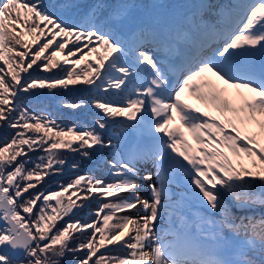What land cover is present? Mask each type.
<instances>
[{
  "label": "snow or ice",
  "instance_id": "6c2138e0",
  "mask_svg": "<svg viewBox=\"0 0 264 264\" xmlns=\"http://www.w3.org/2000/svg\"><path fill=\"white\" fill-rule=\"evenodd\" d=\"M136 7L119 0H53L49 7L0 0V61L6 67H0V130H13L0 142V264H61L68 253L73 254L71 264H264V213L248 212L264 208V61L258 70L242 63L257 51L264 57V0L200 3L182 22L168 13L155 21L142 20L141 38L179 58L180 75L174 84L150 52L133 49L129 61L125 45L115 38ZM241 8L239 23H224L225 16ZM45 30L51 39L41 44ZM58 36L68 39L57 41ZM73 38L77 44L81 38L88 42V51L71 61L84 63L87 71L64 69V77L24 79L33 65L44 71L57 68V52L63 53ZM54 42L56 50L44 57ZM32 45L38 48L28 60ZM74 55L70 48L63 63ZM42 57L47 63L37 64ZM86 57H94V62ZM78 83L89 86L85 91L111 92L114 97L93 96L89 101L81 96L64 105L77 109L90 103L96 110L91 126L61 125L17 103L21 92ZM118 118L146 127L153 147L103 160L111 180L81 175L60 185V191H30L68 164L58 150L89 158L88 149L111 146L101 132ZM37 149L44 155L32 160L28 154ZM177 156L190 168L179 164ZM141 160L155 165V182L150 174H139L136 163ZM176 165L189 182L187 195L198 200L206 214L186 212L187 196L175 198L171 185L181 182ZM71 167L78 165L73 162ZM82 182L86 189L77 196L75 189ZM142 187L149 190V199L141 198ZM96 196L101 198L96 216L103 214L102 226L65 219L74 208L86 206L77 200ZM126 211L137 215H117ZM158 220H166L163 234L156 231ZM76 234L86 239L69 247ZM109 246L126 252L110 255Z\"/></svg>",
  "mask_w": 264,
  "mask_h": 264
},
{
  "label": "rangeland",
  "instance_id": "374dc122",
  "mask_svg": "<svg viewBox=\"0 0 264 264\" xmlns=\"http://www.w3.org/2000/svg\"><path fill=\"white\" fill-rule=\"evenodd\" d=\"M29 2H35L34 0H29ZM46 31V30H45ZM51 38V34H49L48 36H47V38H44V39H41V41H40V43L42 44V43H44V42H46L48 39H50ZM57 39V41H61L62 42V40L63 39H68V38H62V37H57L56 38ZM88 42H87V40L86 39H84V38H81V40H80V42H79V44H77V42L75 41V39L73 38L72 39V41L68 44V45H66V47H65V50H64V52L63 53H59V52H57V54L59 55V57L61 58V61H62V64L63 65H68V67H70L71 65H73L72 63H71V61H73V60H79V59H76V54L74 55V56H70V57H68V60H69V63L68 64H65V63H63V61H64V57L65 56H67V53H68V50L71 48L72 50H75L77 47L79 48V51L78 52H80V53H82L83 55H84V53H86L87 51H88V48H86V47H84V45L85 44H87ZM53 46V48H55V42H54V44L52 45ZM92 46H95V44H93V45H90L89 47H92ZM17 47V50L18 51H24V49H22V48H20L19 46H16ZM37 48H38V45H32L31 47H30V49H29V56L27 57V59L28 60H31V54H32V52H34L35 50H37ZM48 50L49 49H47L46 51H45V53L43 54V56L44 57H47V56H50L51 55V53H49L48 52ZM53 50V49H52ZM55 50H56V48H55ZM54 50V51H55ZM92 58V60L94 61V57H91ZM43 63H47V61L46 60H44L43 59V57H42V59L40 60V61H37V64H43ZM0 67H5L4 65H3V62L2 61H0ZM31 70H34L35 71V73H33V74H29V72L31 71ZM5 71H6V67H5ZM55 70L54 69H52V70H50V71H44L43 70V68L42 67H36V65H33V68L32 69H29V72L28 73H24L23 74V76L24 77H27V79H30V78H44V77H42V76H40V75H38V73H40V72H44V73H53ZM53 77V76H52ZM89 87V86H88ZM37 89H39V88H37ZM34 90H36V89H34ZM61 91H66V89H62ZM67 92V91H66ZM21 93H24V92H21ZM90 93H94L95 95H97V96H102V95H104V94H109L111 97H113V94L111 93V92H109V93H104V92H100V93H97L96 92V90L95 89H91V91H90ZM24 100V102H25V105H26V108H28V109H30V108H32V107H36V108H40L43 104L41 103V102H36V101H34V100H32V99H29V98H24L23 99ZM79 99H72V100H70V99H67L66 100V102H72V101H78ZM17 103H18V105H19V101H17ZM66 103H63L62 104V106L61 107H65L64 105H65ZM48 107H50L49 105H48ZM52 116H54L55 118L57 117V115L55 114V113H52ZM84 118H86L85 116L83 117V119H81V120H78V119H73L74 121H76V122H78L79 124H81V125H89L85 120H84ZM122 120H125V121H127L126 119H123L122 118ZM6 131H7V134H12L13 133V131L11 130V129H5ZM132 131H128V132H126L125 133V135H132ZM107 139L108 138H104V141H107ZM65 150H67V149H61V150H59V151H61V152H64ZM40 152V150L39 149H37L36 151H33V152H29V157H32V156H34L36 153H39ZM76 155H77V157H75V158H79V156H82L81 154H80V152H74ZM75 158H72L71 159V161H70V164H68V166L66 167L67 169H69V168H72L71 167V164L73 163V162H75ZM116 159H119V158H116ZM79 166V165H78ZM64 170V167L62 168V171ZM60 172L59 174H54V175H52V176H50V177H47V178H45V180L41 183V184H39L38 186H37V188L36 189H33V190H30V191H32V192H43L44 194H47V191H60L61 190V188L60 187H58V188H54V186H50L53 182L52 181H54L55 179H56V177H59V176H61V175H63V172ZM108 174H109V168H108ZM81 175H83L84 176V174L83 173H78V174H76L75 176H74V179H75V177H77V176H81ZM66 185V184H65ZM45 188H47L45 191H43ZM85 187H82V185L81 186H79V187H77L76 189H75V191H76V194H77V196H82L83 194H84V191H85ZM73 190H69V193H65V196H64V200H65V202H67V197H68V195L72 192ZM141 196V195H140ZM73 199H76V197L74 196L73 197ZM99 199H101L100 197H98V196H96V197H93V198H89V199H87V200H77V204H83V205H89L90 204V201L91 200H99ZM188 199L189 200H191V201H193V200H195V199H193L191 196H188ZM230 202V201H229ZM190 205H192V206H194V207H196V208H203L201 205H200V203H199V201L197 200V201H195V202H192V203H190ZM85 206V207H86ZM84 207H77V208H74V210H76V211H78V212H80V213H85V212H91V213H94V212H96L97 211V207H92V206H90L89 208H87L86 210H83L82 211V209H83ZM192 210H194V209H192V208H190V207H187L186 209H185V211L186 212H189V213H191L190 211H192ZM207 210V209H206ZM248 212L249 213H251L252 215H256V216H259V214H260V212L259 213H255L254 211H252L251 209H249L248 210ZM118 214H127L128 216H136L137 215V212L136 211H126V212H121V213H118ZM245 213H240L239 215H244ZM72 214H70V216H71ZM238 215V216H239ZM66 217V218H69V219H72V220H80L82 223H91L92 221H97V219H95L94 217L92 218V219H90V220H87V221H83V219H80V217H77V216H74V217ZM100 220V219H99ZM98 220V221H99ZM101 226V225H100ZM157 226H159V224H158V222H156V227ZM161 234H163L164 233V231L163 230H158ZM78 237H81V241H84L85 239H86V236L85 235H80V234H76L75 235V238L72 240V242L70 243V245H69V247H74L75 246V244H74V240L75 239H77ZM99 239V234L97 235V240ZM109 247H112L113 248V250H112V252L111 253H113V252H116V251H119V250H122V251H124V252H126V250L125 249H122V248H119L118 246L117 247H113V246H109ZM101 251H104L103 249L101 250ZM81 254H80V256H81V258L83 257V255H84V253L83 252H80ZM111 253H109V254H111ZM120 254V253H119ZM72 253H68L67 255H66V257H65V259L64 260H66L69 264H71V261H72Z\"/></svg>",
  "mask_w": 264,
  "mask_h": 264
},
{
  "label": "trees",
  "instance_id": "16d2710c",
  "mask_svg": "<svg viewBox=\"0 0 264 264\" xmlns=\"http://www.w3.org/2000/svg\"><path fill=\"white\" fill-rule=\"evenodd\" d=\"M59 151V150H58ZM40 152H42V151H40ZM59 152H61V151H59ZM62 153V152H61ZM63 155V154H62ZM81 254V253H80ZM80 254L78 255V254H76L77 256H79V257H81L80 256ZM110 255H120V256H122V255H124V253H118V252H113V253H111ZM65 259V258H64ZM63 262V261H62Z\"/></svg>",
  "mask_w": 264,
  "mask_h": 264
},
{
  "label": "bare ground",
  "instance_id": "6f19581e",
  "mask_svg": "<svg viewBox=\"0 0 264 264\" xmlns=\"http://www.w3.org/2000/svg\"><path fill=\"white\" fill-rule=\"evenodd\" d=\"M150 172H151V171H149L148 174H150ZM143 199H145V198H143ZM140 214H143V210H142V209H140Z\"/></svg>",
  "mask_w": 264,
  "mask_h": 264
}]
</instances>
